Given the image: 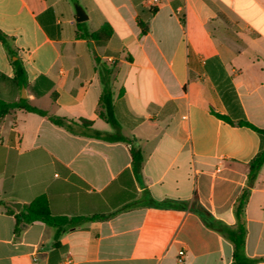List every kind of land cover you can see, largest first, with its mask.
I'll return each instance as SVG.
<instances>
[{
  "label": "crops",
  "instance_id": "1",
  "mask_svg": "<svg viewBox=\"0 0 264 264\" xmlns=\"http://www.w3.org/2000/svg\"><path fill=\"white\" fill-rule=\"evenodd\" d=\"M77 24L112 34L95 46ZM0 33L29 88L51 84L39 98L25 88L31 105L112 132L97 115L98 58L120 134L144 160L134 176L125 144L10 112L0 123V264H178L181 250L183 264H232L233 245L204 220L236 228L245 190L243 252L264 264V165L248 184L262 140L215 116L264 130V0H0ZM0 73L13 77L1 42ZM41 196L55 215L104 218L59 234L40 221L16 228L4 202L21 212ZM142 196L144 206L127 207Z\"/></svg>",
  "mask_w": 264,
  "mask_h": 264
},
{
  "label": "trees",
  "instance_id": "2",
  "mask_svg": "<svg viewBox=\"0 0 264 264\" xmlns=\"http://www.w3.org/2000/svg\"><path fill=\"white\" fill-rule=\"evenodd\" d=\"M111 34L112 30L108 25H103L97 31L89 34L87 32H82L81 24H77L76 37L78 39H85L91 41L95 44V46H105L108 40L110 39ZM0 42L8 55L10 65L13 70L12 78H7L6 76L0 73V123L2 122L4 117L10 112L23 111L26 113L36 114L41 117H47L48 121L54 126L62 128L69 134L78 137L99 140L107 143H123L126 145L131 158V173L134 176L139 174L144 161L143 155L138 146L137 140L133 136L126 137L120 134L119 124L114 114V105L110 85V69L102 66L100 64L99 59L95 58L96 71L98 73L99 81L102 86L101 95L98 101L97 115L112 129V132H102L93 129L92 122L89 120L80 119L78 121H74L62 117L52 116L49 115L47 111H44L31 105L28 99L20 98V90L22 87L31 90L34 96L39 98L51 89V84H49V86L44 90H37L38 82L36 81L34 86L29 88L26 73L22 66V63L18 59L11 60L13 57H15V52L10 48L12 40L0 33ZM215 116L228 124H236L241 127L249 128L260 136L262 140L261 150L249 164L248 184L251 185L257 172L264 165V130L258 129L244 121H238L237 123H233L227 117L218 114H215ZM247 197L248 192L245 190L243 191L241 197L237 202L235 215L238 224L236 228L230 229L225 225L221 224L220 222L210 220L208 218H205L204 220L205 225L209 229L217 232L233 245L232 264H252V261L247 259L243 252L245 240V227L244 222L242 220V213L246 204ZM145 201L146 200L142 196L141 199L134 203H131L127 207L144 206ZM0 204H2V202H0ZM153 206L158 207L160 205L154 204ZM6 209L10 213H13L9 208ZM15 217L16 228L21 223H32L35 221H40L49 227L55 228L56 234H59L61 232L62 227H77L87 222L104 218L103 215L76 216L71 218L55 215L52 213L51 204L45 196H41L34 200L28 206L24 207L23 211L15 215Z\"/></svg>",
  "mask_w": 264,
  "mask_h": 264
},
{
  "label": "water",
  "instance_id": "3",
  "mask_svg": "<svg viewBox=\"0 0 264 264\" xmlns=\"http://www.w3.org/2000/svg\"><path fill=\"white\" fill-rule=\"evenodd\" d=\"M85 19H86V17L84 16L82 9L80 7H76L75 21L77 23H82ZM24 92H25V88L22 87L20 90V97L22 99H25L23 97ZM4 204H5V206L12 209L16 214H18L20 212V209H21V203L20 202L14 201V200H8V201H5Z\"/></svg>",
  "mask_w": 264,
  "mask_h": 264
},
{
  "label": "built area",
  "instance_id": "4",
  "mask_svg": "<svg viewBox=\"0 0 264 264\" xmlns=\"http://www.w3.org/2000/svg\"><path fill=\"white\" fill-rule=\"evenodd\" d=\"M183 257H184V251L181 250L178 252V258H177V263L178 264H183Z\"/></svg>",
  "mask_w": 264,
  "mask_h": 264
},
{
  "label": "bare ground",
  "instance_id": "5",
  "mask_svg": "<svg viewBox=\"0 0 264 264\" xmlns=\"http://www.w3.org/2000/svg\"><path fill=\"white\" fill-rule=\"evenodd\" d=\"M25 96H26V93L24 92L23 97H25Z\"/></svg>",
  "mask_w": 264,
  "mask_h": 264
},
{
  "label": "rangeland",
  "instance_id": "6",
  "mask_svg": "<svg viewBox=\"0 0 264 264\" xmlns=\"http://www.w3.org/2000/svg\"><path fill=\"white\" fill-rule=\"evenodd\" d=\"M78 6H79V5H78ZM25 97H26V96H25ZM25 97H24V98H25Z\"/></svg>",
  "mask_w": 264,
  "mask_h": 264
}]
</instances>
